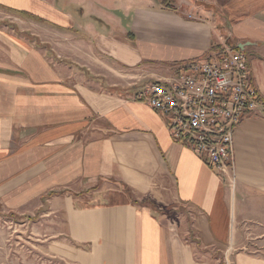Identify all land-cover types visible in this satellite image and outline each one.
<instances>
[{"label":"crops","instance_id":"1","mask_svg":"<svg viewBox=\"0 0 264 264\" xmlns=\"http://www.w3.org/2000/svg\"><path fill=\"white\" fill-rule=\"evenodd\" d=\"M0 8L46 21L36 30L89 39L96 61L136 68L134 84L171 76L228 37L247 55L263 101L236 129L231 183L133 99L138 87L105 88L89 65L72 77L50 41L0 28V204L29 221L45 254L73 264H264V0H0ZM182 209L188 222L178 220ZM245 233L257 241L243 242Z\"/></svg>","mask_w":264,"mask_h":264},{"label":"built area","instance_id":"2","mask_svg":"<svg viewBox=\"0 0 264 264\" xmlns=\"http://www.w3.org/2000/svg\"><path fill=\"white\" fill-rule=\"evenodd\" d=\"M171 69V76L150 77L133 99L161 113L174 140L189 144L234 183L236 129L246 110L263 103L252 84L247 55L223 37L211 55Z\"/></svg>","mask_w":264,"mask_h":264},{"label":"rangeland","instance_id":"3","mask_svg":"<svg viewBox=\"0 0 264 264\" xmlns=\"http://www.w3.org/2000/svg\"><path fill=\"white\" fill-rule=\"evenodd\" d=\"M104 6L105 9H112L110 5L106 4V2L104 3ZM114 8L117 7L114 6ZM76 11L78 12L79 9H76ZM16 14L18 13L13 11V9L0 8V28L8 29L16 34L22 33L25 38L30 41H35L38 37L36 35H40L39 37L44 41H50L55 48V55H60L59 58L55 59L57 60L56 66L67 71L70 69L72 71V77L79 76L81 72L88 70L90 67L94 72L102 73L99 75L101 76L100 78H103V87L105 88L110 87V85L112 86V84L113 86H124L125 88H140L141 83H144L143 86L147 84L146 79L148 78H141L138 80L137 84H134V82L137 81L134 77L135 72L138 73L136 68L120 73L115 72L109 69L105 64L96 61L94 57L89 54V39L87 41H79L77 33L72 34V37L70 38H64L62 33L58 35L57 33L46 31L45 29L36 30L37 28H40V24L45 25L46 21L35 17H18ZM33 23H38L40 26ZM22 28L25 30L22 31ZM78 43H81L82 45H78ZM42 45L46 47L47 44L43 42ZM64 59L69 62L63 63L62 60ZM75 72L78 74H74ZM103 74L105 76H103ZM143 80L145 82H143ZM14 214L15 213L6 211L0 204V264H73L66 259L52 257L45 254L38 247V244L44 239L41 238V240H38L34 235L30 236L29 221H22L20 218L16 217L18 214ZM181 214L183 218L178 220L188 222V220L191 219L189 211L186 209H182ZM44 224H46V222ZM244 241L255 243L257 239H254L252 235L250 236L245 233L243 236V242ZM252 250L254 251V248H252ZM226 263L234 264L232 258Z\"/></svg>","mask_w":264,"mask_h":264},{"label":"trees","instance_id":"4","mask_svg":"<svg viewBox=\"0 0 264 264\" xmlns=\"http://www.w3.org/2000/svg\"><path fill=\"white\" fill-rule=\"evenodd\" d=\"M173 0H162V2L164 3V4H169V3H171ZM28 17H32L31 15H29ZM33 18V17H32Z\"/></svg>","mask_w":264,"mask_h":264}]
</instances>
